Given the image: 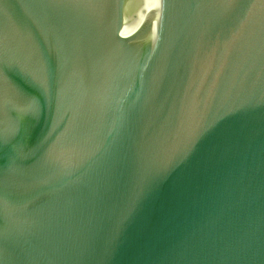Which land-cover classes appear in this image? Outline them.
I'll return each instance as SVG.
<instances>
[{
	"label": "water",
	"instance_id": "1",
	"mask_svg": "<svg viewBox=\"0 0 264 264\" xmlns=\"http://www.w3.org/2000/svg\"><path fill=\"white\" fill-rule=\"evenodd\" d=\"M0 264H264V0H0Z\"/></svg>",
	"mask_w": 264,
	"mask_h": 264
}]
</instances>
